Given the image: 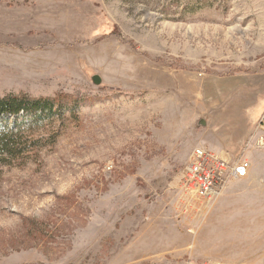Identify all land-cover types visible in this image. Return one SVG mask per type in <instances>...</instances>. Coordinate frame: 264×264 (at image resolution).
Wrapping results in <instances>:
<instances>
[{
    "label": "rangeland",
    "instance_id": "1",
    "mask_svg": "<svg viewBox=\"0 0 264 264\" xmlns=\"http://www.w3.org/2000/svg\"><path fill=\"white\" fill-rule=\"evenodd\" d=\"M9 95L77 104L8 120L39 147L0 167V264H264V0H0ZM197 147L248 176L189 199Z\"/></svg>",
    "mask_w": 264,
    "mask_h": 264
},
{
    "label": "built area",
    "instance_id": "2",
    "mask_svg": "<svg viewBox=\"0 0 264 264\" xmlns=\"http://www.w3.org/2000/svg\"><path fill=\"white\" fill-rule=\"evenodd\" d=\"M245 148L264 151V132L255 131ZM250 167L246 158L194 148L180 172V191L191 200L209 204L232 182L245 179Z\"/></svg>",
    "mask_w": 264,
    "mask_h": 264
},
{
    "label": "trees",
    "instance_id": "3",
    "mask_svg": "<svg viewBox=\"0 0 264 264\" xmlns=\"http://www.w3.org/2000/svg\"><path fill=\"white\" fill-rule=\"evenodd\" d=\"M62 97L29 98L25 95H9L0 97V167L10 166L24 159L27 154L39 147V139L25 136L24 132L12 128L8 124L9 118L38 124L51 120L55 115L59 117L61 110L72 113L77 101L71 103V107H63ZM1 174V170H0Z\"/></svg>",
    "mask_w": 264,
    "mask_h": 264
},
{
    "label": "water",
    "instance_id": "4",
    "mask_svg": "<svg viewBox=\"0 0 264 264\" xmlns=\"http://www.w3.org/2000/svg\"><path fill=\"white\" fill-rule=\"evenodd\" d=\"M91 80H92V83H93L94 85H99L100 82H101L99 76H97V75L93 76V77L91 78ZM204 124H205L204 121H200V122L198 123V125H200V126H202V125H204Z\"/></svg>",
    "mask_w": 264,
    "mask_h": 264
},
{
    "label": "crops",
    "instance_id": "5",
    "mask_svg": "<svg viewBox=\"0 0 264 264\" xmlns=\"http://www.w3.org/2000/svg\"><path fill=\"white\" fill-rule=\"evenodd\" d=\"M223 156H225V155H223Z\"/></svg>",
    "mask_w": 264,
    "mask_h": 264
}]
</instances>
